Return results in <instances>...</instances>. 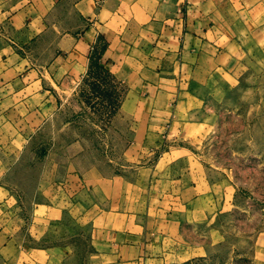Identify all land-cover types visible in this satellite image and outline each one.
Here are the masks:
<instances>
[{"label":"crops","instance_id":"obj_1","mask_svg":"<svg viewBox=\"0 0 264 264\" xmlns=\"http://www.w3.org/2000/svg\"><path fill=\"white\" fill-rule=\"evenodd\" d=\"M243 24L225 0H0V264L159 261L167 233L149 224L171 228L174 210L190 208L206 197L202 188H211L188 144L214 127L236 84L228 52ZM95 69L131 87L117 122L136 159L161 158L94 183L68 167L56 182L46 169L26 189L22 156ZM186 128L194 135L179 136ZM22 192L36 207L29 244L68 231L88 239L87 259L64 242L27 246L16 195ZM134 192L154 206L155 218L133 212Z\"/></svg>","mask_w":264,"mask_h":264},{"label":"rangeland","instance_id":"obj_2","mask_svg":"<svg viewBox=\"0 0 264 264\" xmlns=\"http://www.w3.org/2000/svg\"><path fill=\"white\" fill-rule=\"evenodd\" d=\"M225 3L244 23L237 32V46L228 52L236 84L219 105L221 112L214 127L198 142L188 144L201 156L200 163L212 185L202 188L206 197L188 209L174 210L165 202L178 213L173 215L176 223L167 230L149 224L152 231L163 235L166 231L167 238L159 246V261L147 264H264V6L256 0ZM130 91L131 87L108 71L92 70L22 156V185L33 188L38 171L46 169L51 170L56 182L68 167L94 183L112 171L121 175L122 166L149 168L158 162V153L136 159L135 150L129 148L120 131L117 120ZM137 99L132 100L131 107ZM195 131L186 128L179 136L194 135ZM29 167L34 172L29 174ZM16 195L21 201L18 213L27 246L42 248L64 242L78 249L84 259L92 253L88 239L76 240L59 229L46 243L29 244L27 234L36 207L23 192ZM133 196V212L155 218L154 206L144 205L136 192ZM185 199L193 203L188 196Z\"/></svg>","mask_w":264,"mask_h":264}]
</instances>
